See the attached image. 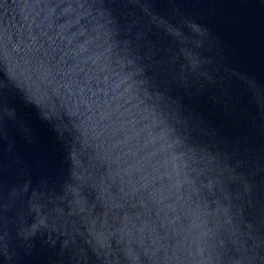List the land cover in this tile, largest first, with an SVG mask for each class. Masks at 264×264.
<instances>
[{"label": "water", "instance_id": "1", "mask_svg": "<svg viewBox=\"0 0 264 264\" xmlns=\"http://www.w3.org/2000/svg\"><path fill=\"white\" fill-rule=\"evenodd\" d=\"M0 264H264V0H0Z\"/></svg>", "mask_w": 264, "mask_h": 264}]
</instances>
